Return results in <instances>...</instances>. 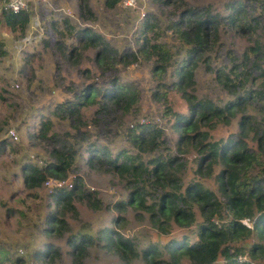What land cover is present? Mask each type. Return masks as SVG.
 I'll use <instances>...</instances> for the list:
<instances>
[{
  "label": "rangeland",
  "instance_id": "obj_1",
  "mask_svg": "<svg viewBox=\"0 0 264 264\" xmlns=\"http://www.w3.org/2000/svg\"><path fill=\"white\" fill-rule=\"evenodd\" d=\"M23 1L28 5L26 27L14 31L0 24V144L5 141V145L0 147V264H145L140 255L123 260L100 247H90L80 260H73L67 252L70 234L95 235L106 226L134 241L139 250L148 244L162 246L168 237H180L194 230V226L183 228L169 222L170 233L163 234L153 226L147 211L133 206L117 209L115 203L121 204L129 198L131 177L108 172L106 167H89L84 158L88 155L84 145L92 141L104 143L111 157L121 149L128 155H139L138 149L127 140L126 133L131 125L146 122L165 129L166 143L165 148L160 146L152 152L141 153L142 159L146 161L156 157L157 153L163 155L166 147L174 151L176 134L170 128L173 118L169 110L186 112V103L181 92L172 85L170 72L160 77L154 72L157 68L155 56H140L129 64L116 61L111 69H106L105 66H97L94 61L96 48L81 50L75 33L89 29L118 52L128 54L138 50L146 35L151 42L157 41L170 51L174 65L186 52L182 40L170 27L171 22L179 18L182 7L175 6V0H170L168 5L163 0H121L113 7H106L104 0ZM232 1L184 0L183 8L203 10L207 7L211 11L225 13L227 4ZM242 3L248 21L251 20L250 27L256 24L261 27L250 28L245 33L222 28L223 46L230 47L235 59L240 60L247 46L254 44L255 40L259 41L263 68L264 23L254 22L253 19L264 20L258 16L264 12L255 0H242ZM85 4L87 10L83 7ZM146 22L151 28L145 25ZM59 43L67 49L76 47L81 51L78 55L63 57V49H58ZM212 54L210 58L214 65H231V57L225 55V50H220L214 57ZM259 72L255 69L253 74L259 76ZM114 81L117 84H134L137 102L129 111L101 113L96 112V105L83 107L81 115L85 125L81 127V134L75 136L69 121L56 114L58 105L72 99L74 93L80 92L85 85L103 88ZM195 81L193 91L197 95H207L217 102L227 99L216 79L205 73L202 67L198 69ZM162 94H166L165 98ZM248 111L257 113L251 107ZM45 121H48V127L46 138L42 139L38 133ZM236 131L235 120L228 125L219 123L212 130V139L229 137ZM53 133L58 136L60 144L69 143L78 150L75 165L68 171L67 182H72L75 176L79 177L83 186L100 201V208L94 210L86 200H76L73 208L64 211L68 226L60 236H48L43 231L47 227L49 213L56 211L48 194L50 190L44 186L26 188L21 175V167L26 163L43 166L49 161L48 152L52 143L48 138ZM184 159L186 166L180 173L183 183L187 184L195 178L193 181L218 193L215 175L198 178L194 173V154L190 153ZM145 193L150 195L146 198L148 202L156 195L154 189ZM196 219L200 220L198 212ZM250 241L247 239L245 242ZM47 243L53 244L55 249L59 248L51 258L44 250ZM180 264L192 263L183 256Z\"/></svg>",
  "mask_w": 264,
  "mask_h": 264
},
{
  "label": "trees",
  "instance_id": "obj_2",
  "mask_svg": "<svg viewBox=\"0 0 264 264\" xmlns=\"http://www.w3.org/2000/svg\"><path fill=\"white\" fill-rule=\"evenodd\" d=\"M121 0H104L106 7H113ZM184 0H175L180 5L179 18L171 22V29L186 47L185 55L174 65V57L165 46L150 41L146 35L135 52H118L100 35L89 29L76 32L81 50L96 48L94 61L97 66L111 69L116 61L129 64L140 56L156 57L157 76L170 72L172 85L181 92L186 103V112L169 110L173 123L172 132L176 134L174 151L163 150L156 157L144 161L141 153L154 151L166 143L165 129L157 125L138 123L131 125L126 133L127 140L134 145L139 155H128L119 150L111 157L109 149L103 143L87 142L84 157L91 168L106 167L105 170L120 176L129 175V198L115 203L117 209L126 206L145 210L149 213L153 226L161 233H170L169 222L178 227L194 230L178 236H170L162 246L148 244L141 250L134 241L122 237L110 226L101 228L95 235L91 233L70 234L67 238V251L73 260H80L90 247H100L115 253L123 260L141 256L145 264H180L186 256L192 264H264V67L261 68L262 47L259 41L250 44L244 50L242 59H235L232 49L224 45L221 29H237L245 33L255 29L250 27L242 0H233L227 4L225 13L211 11L207 7L183 8ZM170 4V0H163ZM261 12H264V0H255ZM87 10V5H83ZM82 9V6H81ZM28 10L14 13L10 9L0 8V24L11 30H23L28 23ZM263 17L261 13L258 15ZM254 18V17H252ZM251 18V19H252ZM243 21H245L243 23ZM254 22L264 20L253 19ZM242 23V24H241ZM146 26L151 28L148 22ZM263 34L264 29L262 28ZM63 57L78 55L81 50L67 49L58 44ZM223 46V47H222ZM225 50L230 55L231 65L216 66L213 57ZM202 67L220 88L227 99L217 102L213 98L194 92L195 76ZM259 70V76L253 74ZM263 69V70H261ZM190 89V91H188ZM166 94L161 96L165 98ZM137 89L134 84H117L97 88L85 85L72 99L61 102L56 111L61 118L69 121L75 136L81 134L82 108L96 105L101 113L116 110L129 111L137 102ZM251 107L257 111H248ZM237 121V131L229 137L212 139V130L219 123L228 125ZM96 123H94L95 125ZM48 121L42 123L38 135L46 138ZM53 133L48 139L52 143L49 161L43 166L26 163L21 167L23 184L26 188L44 186L49 178L65 183L48 192L55 209L47 217V227L43 230L48 236L63 235L67 230L64 216L66 209L73 208L78 199L87 201L94 210L100 208V201L90 189L83 186L82 180L75 176L67 182L68 171L75 165L78 150L73 145L60 144ZM85 137H81L84 139ZM5 141H2L0 147ZM5 145V144H4ZM194 154L198 178L213 177L217 192L203 187L198 181L184 184L181 171L185 169L188 154ZM218 170V171H217ZM215 171H217L215 173ZM45 187V186H44ZM154 189L156 195L148 202L145 191ZM119 207V208H118ZM195 208L197 211H195ZM200 217L197 221L196 216ZM61 214V216H59ZM116 222V219H114ZM192 237V238H191ZM251 239L250 242H245ZM243 242L244 245L242 244ZM59 249V248H57ZM57 249L51 243L45 246L46 254L53 256ZM40 253V252H39Z\"/></svg>",
  "mask_w": 264,
  "mask_h": 264
},
{
  "label": "built area",
  "instance_id": "obj_3",
  "mask_svg": "<svg viewBox=\"0 0 264 264\" xmlns=\"http://www.w3.org/2000/svg\"><path fill=\"white\" fill-rule=\"evenodd\" d=\"M27 7V3H25L23 0H0V8L10 9L14 13L25 10ZM11 134L14 135L13 132ZM64 183L65 181L49 178L45 181L44 186L51 191L53 188L61 187Z\"/></svg>",
  "mask_w": 264,
  "mask_h": 264
}]
</instances>
